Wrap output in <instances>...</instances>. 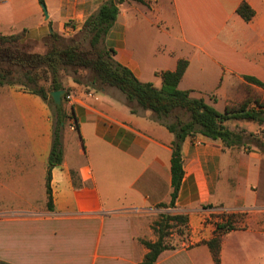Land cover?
Masks as SVG:
<instances>
[{
	"label": "crops",
	"instance_id": "1",
	"mask_svg": "<svg viewBox=\"0 0 264 264\" xmlns=\"http://www.w3.org/2000/svg\"><path fill=\"white\" fill-rule=\"evenodd\" d=\"M106 1L44 0L46 17L40 0H1L0 34L35 45L53 32L71 36ZM242 2L255 11L250 21L237 13ZM105 45L157 87L161 71L187 60L179 88L221 112L264 102V88L245 78L264 83V0H125ZM64 85L75 100L66 103L63 161L52 169V210L51 107L22 85H0V264H143V241L157 240L152 225L162 214L187 217L189 243L164 250L154 264H216L205 242L229 215L235 228L222 235L220 264H264V149L188 135L175 206L160 208L172 199L175 134L151 111L133 113L115 87ZM227 125L264 139V122Z\"/></svg>",
	"mask_w": 264,
	"mask_h": 264
},
{
	"label": "trees",
	"instance_id": "2",
	"mask_svg": "<svg viewBox=\"0 0 264 264\" xmlns=\"http://www.w3.org/2000/svg\"><path fill=\"white\" fill-rule=\"evenodd\" d=\"M125 0H108L104 2L96 12L92 13L84 23L82 32L91 35L90 42L97 45L107 35L116 22L120 5ZM145 2L144 0H136ZM44 3V0H40ZM237 13L245 20L250 21L255 11L247 2H242L237 8ZM55 40L67 39L57 33H51ZM22 36L19 34H0V85L19 84L30 92L40 95L51 107L54 119V139L49 156L47 172L48 207L53 209V197L51 189L52 169L63 161V145L61 131L68 120L72 118L71 111L66 101L62 107H56L50 92L59 89L71 91L60 79V72L64 68L72 67L74 70L88 68L92 72L90 82L96 88L115 87L124 93L126 103L133 113L137 108L149 110L157 121L164 124L175 134L172 143L171 173H172V199L170 203L159 204L160 208L174 207L179 188L184 176L181 147L188 135L200 133L212 139H221L227 147L246 144V140H258L256 145L264 149V139L247 134L245 130L236 132L227 125V122L235 119L253 120L259 124L264 122V102L256 101L257 109L250 108L251 100L235 107H227L223 112L217 110L203 97L197 98L191 95V91L181 90L179 82L188 66L187 60H179L177 68L173 71H161L163 80L161 87L151 82L140 81L131 70L119 64L114 59L113 48L98 50L94 54L81 50L77 44H68L64 47L53 45L44 53L30 52L21 44ZM50 80L47 89L40 84L43 75ZM21 75L18 80H12L13 76ZM249 82L262 86L264 83L252 76L245 77ZM11 79V80H10ZM79 83V81L75 80ZM213 102L217 101L211 96ZM182 111L188 115V120H183L177 114ZM173 116L172 120L171 117ZM259 138V139H258ZM244 140V142H243ZM234 215H229L225 222L216 223L215 236L205 242L211 249L216 264H220V248L222 235L235 228L232 224ZM181 221L187 224L188 219L182 214H162L156 220L152 228L157 234V240L143 241L149 252L146 254L143 264H154L160 254L167 249H173L166 243L167 229L171 222Z\"/></svg>",
	"mask_w": 264,
	"mask_h": 264
},
{
	"label": "rangeland",
	"instance_id": "3",
	"mask_svg": "<svg viewBox=\"0 0 264 264\" xmlns=\"http://www.w3.org/2000/svg\"><path fill=\"white\" fill-rule=\"evenodd\" d=\"M145 1V0H144ZM43 8H46L44 3H41ZM47 11V9H46ZM48 13V12H47ZM84 26V25H83ZM83 28V27H82ZM21 35V34H19ZM62 36V35H60ZM67 39H58L55 40L53 38H49L48 40H45L43 44L35 45L34 43H23L22 40L20 41L22 45L26 47L27 50L30 52H36V53H44L48 48H50L53 45H57L59 47H64L68 44H77L81 50H84L87 53H92L94 54L98 50H105L108 49V47L105 45V37L103 38L102 41H100L97 45L93 46L90 42V34L84 35L82 32V29L80 32L75 33L71 36H62ZM43 51V52H42ZM92 76V72L88 68H79L77 70H74L72 67L64 68L60 72V79L62 82H66L69 79L72 80H77L80 83H88L89 85L93 86L92 83L90 82ZM21 75H16L13 76L12 80L16 81L18 78H20ZM44 78H42L39 82L41 85H44L47 89L50 87V80L46 78V74L43 75ZM11 80V79H10ZM64 104V102H63ZM236 108V107H235ZM222 109V108H220ZM177 114L181 117L183 120H188V115L184 114L182 111L177 112ZM174 115H172L171 120ZM242 120V119H240ZM69 124V120L66 122L65 126ZM64 126V127H65ZM242 130H236V132H239ZM246 132V131H245ZM247 134H250L246 132ZM62 135V131H61ZM254 137H257L253 135ZM259 139V138H258ZM248 144H255L259 142L257 139L255 140H247L245 139ZM244 142V140H243ZM160 219V217L158 218ZM157 219V220H158ZM170 228L167 229V236H166V243L170 247L178 248L182 246L183 243H189V228L188 225L181 222V221H176V222H171ZM157 235V234H156Z\"/></svg>",
	"mask_w": 264,
	"mask_h": 264
},
{
	"label": "water",
	"instance_id": "4",
	"mask_svg": "<svg viewBox=\"0 0 264 264\" xmlns=\"http://www.w3.org/2000/svg\"><path fill=\"white\" fill-rule=\"evenodd\" d=\"M44 11H45L46 17H48V13L46 11V8H44ZM65 94H66L65 89H59V90H54V91L50 92L51 98H52L53 103L56 107L60 108L63 106Z\"/></svg>",
	"mask_w": 264,
	"mask_h": 264
},
{
	"label": "built area",
	"instance_id": "5",
	"mask_svg": "<svg viewBox=\"0 0 264 264\" xmlns=\"http://www.w3.org/2000/svg\"><path fill=\"white\" fill-rule=\"evenodd\" d=\"M1 1V0H0ZM92 93H89V95H91ZM64 100L66 101V103L71 104L74 100H75V94L72 91L66 92L65 96H64ZM72 119V118H71ZM70 119V120H71ZM70 125L72 128H74V123L73 120L70 122Z\"/></svg>",
	"mask_w": 264,
	"mask_h": 264
}]
</instances>
